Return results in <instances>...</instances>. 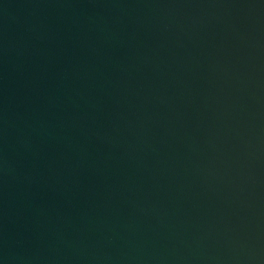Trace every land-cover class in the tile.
<instances>
[{"label":"water","instance_id":"95a60500","mask_svg":"<svg viewBox=\"0 0 264 264\" xmlns=\"http://www.w3.org/2000/svg\"><path fill=\"white\" fill-rule=\"evenodd\" d=\"M0 264H264V0H0Z\"/></svg>","mask_w":264,"mask_h":264}]
</instances>
